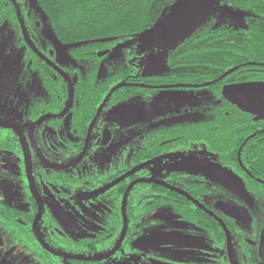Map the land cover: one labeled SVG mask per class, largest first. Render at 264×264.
<instances>
[{
  "label": "flooded vegetation",
  "instance_id": "flooded-vegetation-1",
  "mask_svg": "<svg viewBox=\"0 0 264 264\" xmlns=\"http://www.w3.org/2000/svg\"><path fill=\"white\" fill-rule=\"evenodd\" d=\"M15 4L20 18L0 0V262L264 264V212L210 189L264 206V119L247 111L264 97V1L226 0L162 47L143 29L68 40ZM152 233L159 251L139 245Z\"/></svg>",
  "mask_w": 264,
  "mask_h": 264
},
{
  "label": "trees",
  "instance_id": "trees-1",
  "mask_svg": "<svg viewBox=\"0 0 264 264\" xmlns=\"http://www.w3.org/2000/svg\"><path fill=\"white\" fill-rule=\"evenodd\" d=\"M175 0H26L47 19L54 33L62 38L77 41L92 35L135 33L154 27L163 19ZM226 0H219L216 6ZM248 4L252 9L264 0H231ZM9 13L20 18L16 0H8ZM155 21L152 27L148 22ZM146 27V28H145ZM142 31V32H144ZM141 32V33H142ZM139 33V34H141ZM17 223L23 222L14 218ZM16 223V224H17ZM28 225L26 224L25 227ZM12 228H16L14 225ZM30 228V227H28ZM18 230L8 232V239L17 243Z\"/></svg>",
  "mask_w": 264,
  "mask_h": 264
},
{
  "label": "water",
  "instance_id": "water-1",
  "mask_svg": "<svg viewBox=\"0 0 264 264\" xmlns=\"http://www.w3.org/2000/svg\"><path fill=\"white\" fill-rule=\"evenodd\" d=\"M219 0H175L170 6L163 19L156 22L154 27L142 32L143 39L156 47L170 45L177 40H185L190 37L209 17L215 12ZM238 12L231 15L233 21L237 20ZM264 91V89H262ZM255 109L252 111L251 109ZM248 113L264 119V97L257 98L250 94ZM223 212L237 219V212L240 210L234 207L223 205ZM245 212V211H243Z\"/></svg>",
  "mask_w": 264,
  "mask_h": 264
},
{
  "label": "rangeland",
  "instance_id": "rangeland-1",
  "mask_svg": "<svg viewBox=\"0 0 264 264\" xmlns=\"http://www.w3.org/2000/svg\"><path fill=\"white\" fill-rule=\"evenodd\" d=\"M40 22H42V19L40 20ZM40 33L54 36L49 26H45V27L42 26ZM4 59H7V57ZM17 61H18V56L13 54V56L9 58L8 60L9 65L7 66L15 67L17 65L16 63ZM210 189L213 195L217 197H220L221 195H227L236 203L244 205L249 211L253 213L260 212L261 217L263 216L264 206L261 203H259L255 198L248 195L245 192V190L242 188V186L236 184H231V185L217 184L216 186ZM260 230L261 228L258 231ZM161 241L162 238L160 234L152 233L151 237L141 240L139 242V245L140 244H142L143 246L152 245L154 246L155 251H159L161 249ZM0 264H10V263L0 262Z\"/></svg>",
  "mask_w": 264,
  "mask_h": 264
}]
</instances>
